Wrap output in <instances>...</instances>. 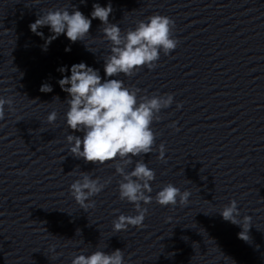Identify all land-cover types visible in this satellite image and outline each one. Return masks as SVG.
<instances>
[{
	"label": "clouds",
	"instance_id": "9594fccd",
	"mask_svg": "<svg viewBox=\"0 0 264 264\" xmlns=\"http://www.w3.org/2000/svg\"><path fill=\"white\" fill-rule=\"evenodd\" d=\"M92 7L91 19L75 8L71 11L68 7L49 8L29 27L33 33L43 37L38 29L49 26L53 35L47 39V45L61 34L72 43L84 41L89 36L92 20L99 19L102 23L103 37L111 44L110 55L104 60L106 78L102 79L99 70L80 62L73 64L71 75L63 76L58 84L69 97L65 113L67 127L74 133H83L82 137L74 134L66 136L71 155L96 165L113 163L115 174L121 177L118 181L119 199L134 206L135 215L120 214L113 220V231L120 232L126 231L129 226L144 227L148 209L142 205L152 203L153 199L160 206H186L189 203L191 192L181 191L172 183L165 184L155 197L150 195L153 192L151 182L155 180L156 173L143 160H136L134 168L127 171L134 157L152 153L157 138L152 124L161 120L162 109L173 104V95L138 97L139 89L129 88L124 81L113 78L120 74L131 77L144 67L154 69L161 52L166 56L171 54L179 40L173 36L175 21L168 16H148L146 20L137 21L134 29L129 28L122 34L120 26L109 21L113 12L111 3L105 7L94 3ZM70 50L66 48V51ZM58 71L64 73L68 68L64 66ZM40 91L48 93L53 89L51 85L43 84ZM12 104L11 97H0V120L5 118V105L11 111ZM181 107L182 104L177 103V108ZM57 115L55 110L51 111L47 122L54 124ZM165 151V145L161 143L159 160L165 161ZM110 182L111 177L101 182L99 177L92 178L87 172H81L80 178L70 185V195L87 212L95 207L91 198L99 195ZM220 215L225 221L241 227L242 231L238 233L240 239L249 240L252 218L248 215L241 218L236 200L224 205ZM71 264H126V261L120 249L110 253L96 250L90 255L74 254Z\"/></svg>",
	"mask_w": 264,
	"mask_h": 264
}]
</instances>
